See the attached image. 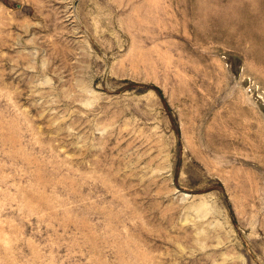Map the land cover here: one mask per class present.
I'll return each instance as SVG.
<instances>
[{
  "label": "rangeland",
  "instance_id": "374dc122",
  "mask_svg": "<svg viewBox=\"0 0 264 264\" xmlns=\"http://www.w3.org/2000/svg\"><path fill=\"white\" fill-rule=\"evenodd\" d=\"M0 264H264V0H0Z\"/></svg>",
  "mask_w": 264,
  "mask_h": 264
}]
</instances>
